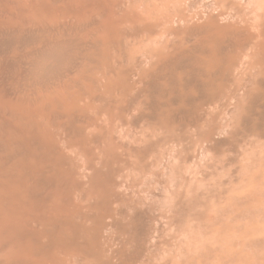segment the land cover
Returning a JSON list of instances; mask_svg holds the SVG:
<instances>
[{"label": "bare ground", "instance_id": "6f19581e", "mask_svg": "<svg viewBox=\"0 0 264 264\" xmlns=\"http://www.w3.org/2000/svg\"><path fill=\"white\" fill-rule=\"evenodd\" d=\"M0 264H264V0H0Z\"/></svg>", "mask_w": 264, "mask_h": 264}, {"label": "rangeland", "instance_id": "374dc122", "mask_svg": "<svg viewBox=\"0 0 264 264\" xmlns=\"http://www.w3.org/2000/svg\"><path fill=\"white\" fill-rule=\"evenodd\" d=\"M213 109H217L216 112H215V113L213 112V113H214V116H215L216 120H217V121L220 120V117H221V115L223 116V113H224V112L220 111V112H222V113H221L220 115H217V114H219V109H220V108H213ZM214 111H215V110H214ZM216 113H217V114H216ZM215 114H216V115H215ZM218 116H219V117H218ZM230 150H231V152H230ZM230 150H229V153H228V154H229V156L231 157L232 155H230V154H234V152H232L233 148L230 149ZM218 154H219V153H218ZM218 154L216 153V155L220 157V154H219V155H218ZM222 156H223V155H221V157H222ZM229 156L226 155L225 158L227 157V160H228V159L231 160V159H233V157H234V155H233V157H231V158H230ZM214 157H215V155H214ZM227 160H226V161H227ZM226 161H225V164L227 165V162H226ZM218 162H219V161H218ZM228 162H229V161H228ZM230 163H231V165H230ZM232 164H235V163H234V160H233V162H232V160H231V161L228 163V167H229V169H230L229 171H230L231 173H232V171H234V168H235V167H233L234 165L232 166ZM201 166H202V165H201ZM232 167H233V169H232ZM226 168H227V167H226ZM219 172H222V170L219 171ZM221 174H222V173H221ZM152 180H153V179H150V183L152 184V187H153V184H155V183H154ZM150 183H148V184H150ZM202 184H203V183H202ZM194 185H195V184H194ZM150 186H151V185H150ZM200 186H201V185H200ZM154 187H155V186H154ZM154 187H153V189H155ZM157 188H158V187L156 186V190H157ZM156 190H155V191H156ZM164 248H165V247H161L160 249H164ZM165 250H166V249H165ZM161 251H162V253H164V252H163L164 250H160L159 252H161ZM160 254H161V253H158V255H160ZM158 255H157V257H158ZM164 255H166V254H163V255L161 254L160 257H162V256H164ZM157 257H156V260H155L154 262H156L157 259H159V261L161 260V258H159V257L157 258ZM162 258H163V257H162ZM157 262H158V261H157Z\"/></svg>", "mask_w": 264, "mask_h": 264}]
</instances>
